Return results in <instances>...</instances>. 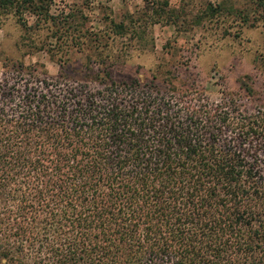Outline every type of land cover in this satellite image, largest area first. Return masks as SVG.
Returning <instances> with one entry per match:
<instances>
[{"label":"trees","instance_id":"trees-1","mask_svg":"<svg viewBox=\"0 0 264 264\" xmlns=\"http://www.w3.org/2000/svg\"><path fill=\"white\" fill-rule=\"evenodd\" d=\"M144 2L170 14L167 0ZM51 3L0 0V16L58 26ZM221 10L253 24L264 0L203 15ZM69 28L57 32L88 36ZM87 56L81 79L2 65L0 264H264V107L242 101L256 100L251 82L212 101L194 79L118 82L113 62Z\"/></svg>","mask_w":264,"mask_h":264},{"label":"rangeland","instance_id":"rangeland-1","mask_svg":"<svg viewBox=\"0 0 264 264\" xmlns=\"http://www.w3.org/2000/svg\"><path fill=\"white\" fill-rule=\"evenodd\" d=\"M167 1L170 14L157 16L144 0H52L50 13L58 26L51 22L33 26L35 16L25 15L33 26L28 29L14 15L4 14L0 16V73L4 63L21 61L49 76H57L64 67L65 73L81 79L87 55L91 61L106 57L114 64L118 82L155 77L161 83L172 76L178 85L183 79H194L212 101H218L222 91L237 92L240 83L251 82L256 100L242 101L264 107L263 13L252 15L253 24H242L227 10H221L219 20L204 16L203 11L208 3L227 9L243 7L249 0ZM110 21L124 23V33L114 34ZM69 26L88 36L57 32ZM78 41L91 49L78 52L74 47ZM95 47L100 57L95 56Z\"/></svg>","mask_w":264,"mask_h":264}]
</instances>
